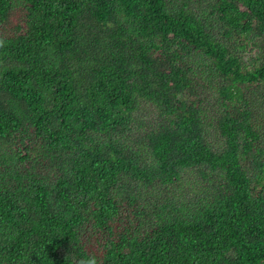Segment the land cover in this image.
<instances>
[{
  "label": "trees",
  "instance_id": "trees-1",
  "mask_svg": "<svg viewBox=\"0 0 264 264\" xmlns=\"http://www.w3.org/2000/svg\"><path fill=\"white\" fill-rule=\"evenodd\" d=\"M261 85L264 0H0V264H264Z\"/></svg>",
  "mask_w": 264,
  "mask_h": 264
},
{
  "label": "rangeland",
  "instance_id": "rangeland-1",
  "mask_svg": "<svg viewBox=\"0 0 264 264\" xmlns=\"http://www.w3.org/2000/svg\"><path fill=\"white\" fill-rule=\"evenodd\" d=\"M233 43H234L233 41L228 42L229 45H233ZM239 44L240 43L236 42V46L234 47L235 48L234 51L238 55V57H240L242 59V61L244 63L243 66L245 67L244 69L249 70V69L253 68V66H255L256 64H260V62L262 60V58H261L262 55L260 53H258L256 51V49L251 48L250 45H247V47L244 49L243 47H240ZM256 57H258L256 59L257 61L255 60ZM259 58H261V59H259ZM211 80L216 82V79L213 77ZM205 84H203V85H205ZM202 86H200V88H202ZM263 89H264V85H261L259 90H263ZM184 100L191 101V100H193V97L186 96V97H184ZM262 107H264V103L260 101L255 106L254 111L258 112V111H260L259 109ZM259 122L260 121H258V123ZM205 136H206L208 143L211 145V147L214 150L220 149V147L222 145V141L217 136L216 131L215 130L213 131L212 127H209L208 130L206 129ZM179 184H181V186L179 188L182 189L180 192H187L189 195L188 196L189 199L191 197L198 198V197L202 196L203 184L199 182L197 176L193 172H189V171L182 172L181 181L179 182Z\"/></svg>",
  "mask_w": 264,
  "mask_h": 264
},
{
  "label": "clouds",
  "instance_id": "clouds-1",
  "mask_svg": "<svg viewBox=\"0 0 264 264\" xmlns=\"http://www.w3.org/2000/svg\"><path fill=\"white\" fill-rule=\"evenodd\" d=\"M79 264H98V261L95 256H88L85 259H81Z\"/></svg>",
  "mask_w": 264,
  "mask_h": 264
}]
</instances>
